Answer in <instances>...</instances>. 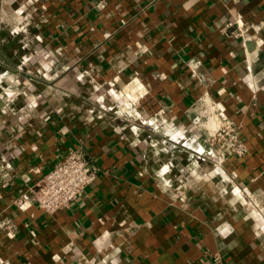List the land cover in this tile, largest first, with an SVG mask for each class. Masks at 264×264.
I'll return each instance as SVG.
<instances>
[{"label": "crops", "instance_id": "crops-1", "mask_svg": "<svg viewBox=\"0 0 264 264\" xmlns=\"http://www.w3.org/2000/svg\"><path fill=\"white\" fill-rule=\"evenodd\" d=\"M0 99V264H264V0H0ZM78 147L99 174L48 213Z\"/></svg>", "mask_w": 264, "mask_h": 264}, {"label": "built area", "instance_id": "built-area-1", "mask_svg": "<svg viewBox=\"0 0 264 264\" xmlns=\"http://www.w3.org/2000/svg\"><path fill=\"white\" fill-rule=\"evenodd\" d=\"M244 41H246L244 39ZM199 61L192 64L197 68ZM206 104V103H205ZM213 113L219 118L214 128H207L208 141L212 150L222 160L229 157H244L249 151L248 144L241 136V125L229 118H221L215 104L207 103ZM160 112L162 114L158 115ZM157 113L156 121L161 120L169 128L177 129V122L173 117H163L164 110ZM208 117V116H206ZM208 120V118H207ZM195 126L199 129L206 127L201 123V117L196 120ZM176 133L181 136L180 130ZM99 167L92 164L80 147L71 149L67 155L59 160L33 187L32 200L44 211L54 213L69 208L71 203L80 197L86 187L91 184L99 174ZM27 197L22 195L14 200L17 205H24ZM3 227L12 229L9 222ZM220 261V255H214Z\"/></svg>", "mask_w": 264, "mask_h": 264}, {"label": "water", "instance_id": "water-1", "mask_svg": "<svg viewBox=\"0 0 264 264\" xmlns=\"http://www.w3.org/2000/svg\"><path fill=\"white\" fill-rule=\"evenodd\" d=\"M0 105H3V102L1 101V99H0Z\"/></svg>", "mask_w": 264, "mask_h": 264}, {"label": "bare ground", "instance_id": "bare-ground-1", "mask_svg": "<svg viewBox=\"0 0 264 264\" xmlns=\"http://www.w3.org/2000/svg\"><path fill=\"white\" fill-rule=\"evenodd\" d=\"M212 124H214V121L212 122Z\"/></svg>", "mask_w": 264, "mask_h": 264}]
</instances>
